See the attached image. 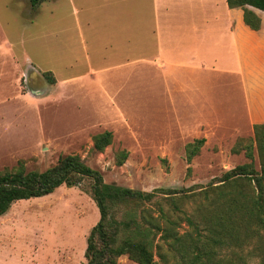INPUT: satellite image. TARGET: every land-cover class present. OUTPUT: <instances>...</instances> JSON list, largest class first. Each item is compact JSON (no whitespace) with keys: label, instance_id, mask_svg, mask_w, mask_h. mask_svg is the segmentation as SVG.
<instances>
[{"label":"rangeland","instance_id":"374dc122","mask_svg":"<svg viewBox=\"0 0 264 264\" xmlns=\"http://www.w3.org/2000/svg\"><path fill=\"white\" fill-rule=\"evenodd\" d=\"M107 2L44 0L33 9L28 0H0V171L23 161L28 171L41 172L60 156L76 155L98 170L106 183L152 192L205 186L225 171L249 163L244 152L233 154L231 148L238 140L253 141V136L225 131L213 122L201 121V115L193 119L156 112L144 115L149 109L143 105L141 116H134L120 104L101 103L85 85L72 83L63 90L56 81L48 83L44 96L29 90L25 70L30 63L42 75L49 72L59 78L82 76L102 65L108 41L101 17L92 15ZM90 20L98 27L95 56ZM152 76L147 72L142 83L152 85ZM133 82L128 83L130 97L126 94L125 98L132 99L135 109L140 97ZM214 91L218 108L226 106L222 92ZM163 100H154L150 106ZM104 131L112 133V143L99 153L93 150L92 138ZM201 138L205 139L203 147L187 164L185 145ZM253 145V163L259 171ZM122 150L128 157L116 166L115 154ZM82 185L86 187L87 181ZM200 202L201 198H194L182 208L192 212ZM178 216L174 213L170 218ZM98 219L95 203L79 187L61 186L50 195L18 201L0 216V264H85L86 238ZM177 231L191 233L192 228L182 220ZM161 253L165 261L156 255L158 264L180 261L165 246ZM245 262L257 264L258 259L247 256ZM117 264L136 263L122 256Z\"/></svg>","mask_w":264,"mask_h":264},{"label":"crops","instance_id":"0c3cea01","mask_svg":"<svg viewBox=\"0 0 264 264\" xmlns=\"http://www.w3.org/2000/svg\"><path fill=\"white\" fill-rule=\"evenodd\" d=\"M104 5L92 15L101 17L108 41L102 65L82 76L53 75L61 90L68 83L85 85L101 103L120 104L134 116H141L143 105L149 109L144 115H201V121L237 135L253 136V126L264 125V11L244 7L260 20L253 30L244 23L243 10L229 8L226 0H108ZM90 22L95 56L98 27ZM143 72L153 74L152 85L142 83ZM115 79L127 83L116 85ZM131 80L140 97L135 109L126 90ZM25 81L33 94L47 93L48 82L31 63ZM214 90L222 92L226 106L218 108ZM154 100L163 103L151 107Z\"/></svg>","mask_w":264,"mask_h":264},{"label":"trees","instance_id":"16d2710c","mask_svg":"<svg viewBox=\"0 0 264 264\" xmlns=\"http://www.w3.org/2000/svg\"><path fill=\"white\" fill-rule=\"evenodd\" d=\"M43 1L28 0L33 9ZM226 3L229 8L243 10L247 26L259 28L260 20L244 7L264 11V0ZM43 77L54 83L51 73H43ZM112 137L110 131L95 135L93 150L103 152ZM204 142L201 138L185 145L187 164L199 154ZM253 144L259 171L253 163ZM240 152L249 163L225 171L205 186L157 188L152 192L106 183L98 170L76 155L60 156L41 172L28 171L19 161L15 167L0 171V216L17 201L50 195L61 186L79 187L99 212L98 222L86 238L85 264H117L122 256L136 264H158L156 255L165 261L162 246L179 256L176 264H245L247 256L264 264V125L253 126V141L238 140L231 148L233 154ZM127 157L126 151L117 152L115 165L122 166ZM85 181L87 186L83 187ZM194 198H201V202L186 213L183 205ZM174 213L179 216L171 219ZM182 220L192 228L191 233H178Z\"/></svg>","mask_w":264,"mask_h":264}]
</instances>
